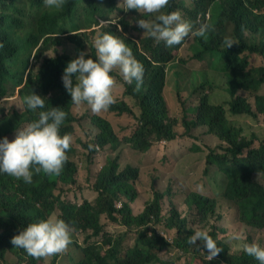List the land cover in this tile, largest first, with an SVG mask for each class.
<instances>
[{"label": "trees", "instance_id": "trees-1", "mask_svg": "<svg viewBox=\"0 0 264 264\" xmlns=\"http://www.w3.org/2000/svg\"><path fill=\"white\" fill-rule=\"evenodd\" d=\"M213 7L217 14L210 21ZM162 11H179L186 21L197 27L209 23L213 31L195 37L194 54L183 59L181 49L187 40L172 47L157 42L136 23L155 16L125 12L122 0H85L83 5L79 0H65L58 10L46 7L44 0H0V139L7 137L12 142L18 130L50 108L67 113L60 135L70 133L73 137L59 176L41 172L26 184L0 173V264H45L48 257L35 259L11 240L28 224L49 217L75 228L69 250L52 256V264H259L243 251V245L251 244L252 239L241 244L233 240L230 224L229 229L217 225L213 230L204 229L222 249L211 261L202 242L189 244L188 240L199 230L198 223L212 217L223 219L220 206L224 203L236 210V228L264 231V138L252 134L249 139L244 127L228 118L229 112L255 120L264 118V0H170ZM105 32L124 40L145 73L137 92L135 81L128 85L115 69L111 75L124 88V99L97 114L86 103L72 104L62 76L79 53H87L85 59L97 58L94 41ZM225 36H231L237 45L222 46ZM67 42L73 43L74 53L62 47ZM207 58L215 66H223L214 70L226 76L229 110L211 102L214 84L210 69L193 71L187 66L192 60ZM256 58L261 64H255ZM32 91L46 99L44 109L33 111L24 103ZM112 112L131 124L121 119L113 125L106 119ZM82 121L89 123L93 131L87 135L98 141L102 152L95 147L93 151L87 139L78 137ZM180 128L182 138L194 140L192 149L204 159L202 168L193 161L182 164L185 175L192 173L184 183L204 178L211 181V187H220L223 199L218 206L214 198L191 190L184 194L182 209L174 200L175 171L152 172L151 191L145 197L137 189L142 167L121 163L124 145L144 156L156 145L179 138ZM96 161L102 162L101 168L91 173V188L97 198L82 202L64 199L79 187L83 163ZM144 197V209L136 213L134 205ZM259 244L264 247V238ZM166 253L174 258L164 261Z\"/></svg>", "mask_w": 264, "mask_h": 264}, {"label": "clouds", "instance_id": "clouds-1", "mask_svg": "<svg viewBox=\"0 0 264 264\" xmlns=\"http://www.w3.org/2000/svg\"><path fill=\"white\" fill-rule=\"evenodd\" d=\"M64 3L65 0H44L49 9H61ZM122 3L125 12L135 10L154 15V20L139 19L137 26L168 47L180 45L190 37H205L213 31L209 23H199L197 27L193 22L186 21L179 11L165 14L162 10L169 6L170 0H122ZM233 45H237V42L231 36H225L222 46L229 49ZM94 46L97 58L85 59L87 53H79L77 58L67 64L62 82L72 98V104L80 106L86 103L93 113L98 114L116 103L113 93L118 84L115 76L111 75L115 69H119L123 81L128 85L135 81L134 91L137 92L143 84L145 69L134 57L131 48L117 36L102 33L95 39ZM45 102V98L33 91L24 97V103L33 111L44 109ZM66 117L67 113L60 108L40 111L38 120L18 130L12 142L7 137L0 139V173L17 180L22 179L26 184H31L33 176L41 172L59 176L68 160L66 153L73 142L70 133L60 135ZM92 147L97 149L96 144L89 145L90 149ZM197 187L202 189V185ZM74 231L75 228L64 220L49 217L28 224L12 238L11 243L35 259L62 255L69 250ZM240 238L239 234L232 237L233 240ZM197 241L202 242L207 249L209 261L222 251L206 230L195 231L188 243L197 244ZM243 251L259 264H264V247L260 244L245 243Z\"/></svg>", "mask_w": 264, "mask_h": 264}, {"label": "rangeland", "instance_id": "rangeland-1", "mask_svg": "<svg viewBox=\"0 0 264 264\" xmlns=\"http://www.w3.org/2000/svg\"><path fill=\"white\" fill-rule=\"evenodd\" d=\"M80 5L85 4V0H79ZM217 13L215 12V7H213L212 12H209V20H212V17H214ZM113 18H116V16H113ZM112 19V17H111ZM208 20V21H209ZM65 26L67 28L70 27V24L68 22L65 23ZM98 34L95 35V38ZM195 37H190L185 42L183 48L181 49V58L187 59L190 56H192L194 53L191 50V46L194 44ZM64 50H66L69 53H74V45L72 42H67L62 46ZM215 60L216 57L212 56ZM255 64L259 65L261 64V59L256 58L254 59ZM188 68H190L193 71L201 70V69H210L209 75L212 83L214 84V89L211 90V102L213 104H222L224 107H226L227 110H229V102H230V95L227 92V83H226V76L221 73L214 70L223 68L221 63H218V65H214L211 63V59L207 58L203 61H196L192 60L187 64ZM118 73H119V69ZM120 75V73H119ZM169 85H171L173 79L171 76H169ZM118 86L114 90V97L117 101H120L124 99V88L120 86L118 80H117ZM262 94H264V86L261 91ZM127 103L133 108L134 111L140 112L139 109L134 105V102L127 98ZM11 101H8L5 103V105L8 107L10 106ZM228 118L233 121L234 123L238 125H242L245 130V134L248 136L249 139H252V134H256L260 138H264V118L260 120H255L253 117L249 116H233L228 113ZM106 119H109L112 124L119 122L121 119L125 122L126 125L131 124V121L126 118H120L115 113H111L106 116ZM78 137L82 138L83 141L87 139L88 144L94 146L95 144L98 145V141H94V139H91V135H87V131H93L89 123L87 121H82L81 124L78 126ZM180 135L179 138L172 141L171 143H160L156 145L153 148V151L151 153L144 154V156H139L134 151H131L127 148L126 145H124L120 151V159L121 163L123 165L127 163H133L135 165H140L142 167V174L141 178L137 184V189L141 194H144L145 197L149 196V192L151 191V184H152V177L151 173L155 171H160L162 173H172L175 171L177 175V180L174 185V193L175 197L174 200L177 201L182 209H185L184 206V194L187 191L190 192L191 190H196L201 193H204L212 198L215 199L218 204L222 201L223 197L221 194L220 187H211V181H208L204 178L197 179L195 181H189L187 183H184L187 181V178L192 175V173H189L185 175L182 170V164L187 163L189 161H193L199 164V166L202 168V161H204L203 157L200 155H197L196 152L192 149L194 144L196 143L194 140L190 138H182L183 129L180 128ZM77 145V144H76ZM78 146V145H77ZM256 146L258 147L259 144L257 143ZM80 147V146H78ZM94 151V149L92 148ZM97 152H102V149H96ZM104 155H106L104 153ZM176 159L180 160V163L176 162ZM102 166L101 161H96L93 163H83V167L81 169L80 175H79V183L78 188L75 191H72L69 193V195H64V199H68L71 201H77L82 202L83 200H90L94 201L98 194L92 190V183H93V177L91 176V173H95L97 169H100ZM198 185H202V189H198ZM74 188V187H73ZM72 188V189H73ZM71 189V190H72ZM215 189L218 191L215 192ZM145 197L142 198V201L138 202L134 205V211L136 213L140 212L142 209H144V200ZM221 213L223 215V219L216 221V217L210 218L207 222L198 223L199 230H213L214 226H218L222 229H229V224L233 226L229 230L230 235L239 234L240 240L239 243H243L246 241V239L251 238L253 242H256L259 244L260 239L264 238V231H253L247 228L238 229L237 223H236V210L235 208L227 203H224L222 206H220ZM55 214H59V211H56ZM194 216H198L197 212L193 211ZM198 220V219H197ZM213 220V222H212ZM174 234V232H172ZM175 235V234H174ZM73 238V236H72ZM171 239V238H170ZM83 238L80 237L79 241L80 243H83ZM237 249V247H235ZM174 258L170 253L163 254V260L168 261L169 259ZM45 264H52V256L48 257ZM162 264V263H160ZM179 264V262L177 263Z\"/></svg>", "mask_w": 264, "mask_h": 264}, {"label": "built area", "instance_id": "built-area-1", "mask_svg": "<svg viewBox=\"0 0 264 264\" xmlns=\"http://www.w3.org/2000/svg\"><path fill=\"white\" fill-rule=\"evenodd\" d=\"M97 149H101L100 148V144L96 145ZM119 207L121 208V205H119Z\"/></svg>", "mask_w": 264, "mask_h": 264}]
</instances>
